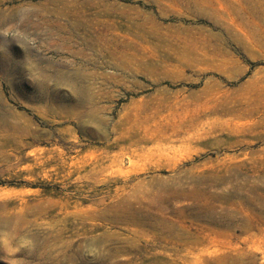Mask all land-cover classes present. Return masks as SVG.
I'll list each match as a JSON object with an SVG mask.
<instances>
[{"label": "rangeland", "instance_id": "obj_1", "mask_svg": "<svg viewBox=\"0 0 264 264\" xmlns=\"http://www.w3.org/2000/svg\"><path fill=\"white\" fill-rule=\"evenodd\" d=\"M0 229L22 264H264V0H0Z\"/></svg>", "mask_w": 264, "mask_h": 264}, {"label": "clouds", "instance_id": "obj_2", "mask_svg": "<svg viewBox=\"0 0 264 264\" xmlns=\"http://www.w3.org/2000/svg\"><path fill=\"white\" fill-rule=\"evenodd\" d=\"M35 249V241L29 234H19L8 229H0V251L8 257L7 264H22L23 258L17 254L22 250L31 253Z\"/></svg>", "mask_w": 264, "mask_h": 264}, {"label": "bare ground", "instance_id": "obj_3", "mask_svg": "<svg viewBox=\"0 0 264 264\" xmlns=\"http://www.w3.org/2000/svg\"><path fill=\"white\" fill-rule=\"evenodd\" d=\"M17 13L18 12H13V15L14 16H16L17 15ZM19 15H21L24 19H26L27 18V14H19ZM26 21V20H25ZM212 21V20H211ZM232 24H235V22L234 23H232ZM12 70H19V67L16 65V64H12ZM41 79V78H40ZM45 80V79H44ZM71 81H72V79H71ZM74 83V82H73ZM72 83V84H73ZM46 84V83H45ZM38 86V85H37ZM45 86V85H44ZM73 86V85H72ZM80 88V87H79ZM77 90V89H76ZM75 91V90H74Z\"/></svg>", "mask_w": 264, "mask_h": 264}]
</instances>
